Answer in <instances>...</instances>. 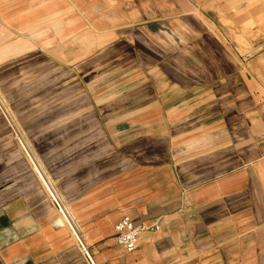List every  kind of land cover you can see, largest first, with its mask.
I'll return each instance as SVG.
<instances>
[{"label":"crops","instance_id":"1","mask_svg":"<svg viewBox=\"0 0 264 264\" xmlns=\"http://www.w3.org/2000/svg\"><path fill=\"white\" fill-rule=\"evenodd\" d=\"M250 5L0 0V66L40 54L71 73H97L104 90L129 92L102 132L122 153L113 171L89 179L67 205L59 200L61 210L28 160L43 190L19 181L0 201V264H90L62 212L92 264H264V4ZM138 32L164 36L156 66L100 64L123 45L137 61ZM96 58V71L82 64ZM123 215L159 229L127 251L113 236Z\"/></svg>","mask_w":264,"mask_h":264},{"label":"rangeland","instance_id":"2","mask_svg":"<svg viewBox=\"0 0 264 264\" xmlns=\"http://www.w3.org/2000/svg\"><path fill=\"white\" fill-rule=\"evenodd\" d=\"M259 2L264 4L263 0H251V5ZM138 36L132 44L142 53L137 61L127 56L131 48L123 45L118 48L121 56L99 59L100 64L111 69L128 67L131 62L156 66L160 61L157 45L164 43V36L154 40L142 32ZM98 62L96 58L82 64L96 71ZM104 82L97 73H71L70 66L55 65L40 54L0 66V201L19 181L26 190H43L30 160L38 164L61 205H67V196L78 193L89 179L113 171L122 153L102 132L115 121L129 92L104 90ZM25 147L29 155H25ZM61 219L65 221L63 216Z\"/></svg>","mask_w":264,"mask_h":264},{"label":"built area","instance_id":"3","mask_svg":"<svg viewBox=\"0 0 264 264\" xmlns=\"http://www.w3.org/2000/svg\"><path fill=\"white\" fill-rule=\"evenodd\" d=\"M4 114V113H3ZM5 120L7 121L11 131L13 134L17 135V131L8 119L7 115L4 114ZM52 201L54 204L61 210V206L57 196H51ZM62 212V211H61ZM62 215L65 219V224L69 228L76 244L78 245L79 249L82 251L84 257L87 261L92 264L91 254L89 252V247L84 243L82 237L78 233L77 227L73 222L72 217L69 214L62 212ZM114 228V238L118 244H120L124 249L127 251H132L136 248V240L141 235V233L147 229L158 230L159 224L152 223L151 225H147L144 223L137 224L129 215H123L120 217L113 225Z\"/></svg>","mask_w":264,"mask_h":264},{"label":"bare ground","instance_id":"4","mask_svg":"<svg viewBox=\"0 0 264 264\" xmlns=\"http://www.w3.org/2000/svg\"><path fill=\"white\" fill-rule=\"evenodd\" d=\"M56 197V196H55Z\"/></svg>","mask_w":264,"mask_h":264}]
</instances>
